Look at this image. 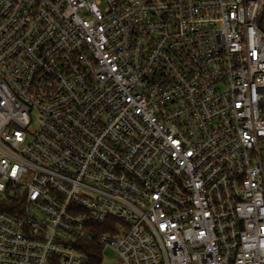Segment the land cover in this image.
I'll list each match as a JSON object with an SVG mask.
<instances>
[{"label":"built area","instance_id":"obj_1","mask_svg":"<svg viewBox=\"0 0 264 264\" xmlns=\"http://www.w3.org/2000/svg\"><path fill=\"white\" fill-rule=\"evenodd\" d=\"M0 264H264V0H0Z\"/></svg>","mask_w":264,"mask_h":264},{"label":"rangeland","instance_id":"obj_2","mask_svg":"<svg viewBox=\"0 0 264 264\" xmlns=\"http://www.w3.org/2000/svg\"><path fill=\"white\" fill-rule=\"evenodd\" d=\"M116 260H117V255L115 251L110 247H106L102 254V259L100 263L101 264H117Z\"/></svg>","mask_w":264,"mask_h":264},{"label":"trees","instance_id":"obj_3","mask_svg":"<svg viewBox=\"0 0 264 264\" xmlns=\"http://www.w3.org/2000/svg\"><path fill=\"white\" fill-rule=\"evenodd\" d=\"M0 209L8 210V206H6L5 204L0 203Z\"/></svg>","mask_w":264,"mask_h":264}]
</instances>
